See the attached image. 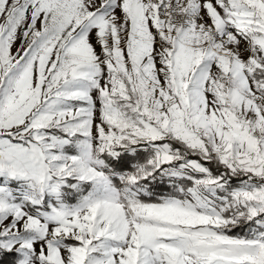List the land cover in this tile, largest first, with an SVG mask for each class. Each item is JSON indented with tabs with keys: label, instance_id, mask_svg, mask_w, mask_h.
<instances>
[{
	"label": "snow or ice",
	"instance_id": "obj_1",
	"mask_svg": "<svg viewBox=\"0 0 264 264\" xmlns=\"http://www.w3.org/2000/svg\"><path fill=\"white\" fill-rule=\"evenodd\" d=\"M0 264H264V0H0Z\"/></svg>",
	"mask_w": 264,
	"mask_h": 264
}]
</instances>
